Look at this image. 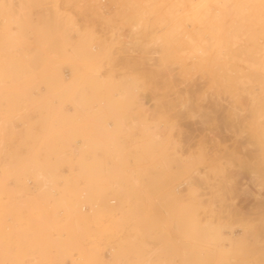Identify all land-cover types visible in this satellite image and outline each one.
Instances as JSON below:
<instances>
[{"label": "rangeland", "instance_id": "1", "mask_svg": "<svg viewBox=\"0 0 264 264\" xmlns=\"http://www.w3.org/2000/svg\"><path fill=\"white\" fill-rule=\"evenodd\" d=\"M212 4L0 0V264H264V7L232 0L220 35L200 33ZM132 27L140 42L123 51ZM200 39L230 42L242 69L191 66ZM34 118L24 157L10 155L7 133ZM140 123L157 147L140 145ZM84 205L98 214L75 226Z\"/></svg>", "mask_w": 264, "mask_h": 264}, {"label": "bare ground", "instance_id": "2", "mask_svg": "<svg viewBox=\"0 0 264 264\" xmlns=\"http://www.w3.org/2000/svg\"><path fill=\"white\" fill-rule=\"evenodd\" d=\"M231 1L232 0H213V6L211 7V8H209L204 14H203V16H202V18L200 19L201 20V23H202V26H201V28L199 29V31H200V33H204V32H202V31H207V33H209V34H211V33H217L218 31H219V27H220V25H219V20H220V17H221V14L223 13V12H225L226 11V9L228 8V6L231 4ZM242 2L244 3V6H243V9H245L246 7H245V5H246V2H250V3H255L256 4V7H257V9L259 10V8H260V10L259 11H262V7H264L263 5H264V0H242ZM261 4H262V7H261ZM226 12H228V11H226ZM203 27V28H202ZM195 28V27H194ZM197 28V27H196ZM195 28V29H196ZM137 28H135V27H132L131 28V34H130V37L132 38V36L131 35H133V32H134V30H136ZM187 29V28H186ZM186 29H184V31H183V33L184 32H187L189 29L191 30V28L188 26V30H186ZM201 29H203V30H201ZM196 30H198V29H196ZM193 31V35L195 34L194 32H197V31ZM122 31V30H121ZM121 33V32H120ZM188 33V32H187ZM190 33V32H189ZM188 33V34H189ZM182 34V33H181ZM184 34H186V33H184ZM188 34H186L185 36L187 37V39L185 38V40H187L188 41V39H191L192 40V42L194 41L193 39H192V35L191 36H187ZM190 34H192V32L190 33ZM217 34H219V33H217ZM214 35V34H213ZM216 35V34H215ZM214 35V36H215ZM220 35V34H219ZM184 36V37H185ZM196 36V34L193 36V37H195ZM208 36H210V35H208ZM130 37H123V36H120V35H118V37L117 38H119V41H121V49H123V51H127V52H133L134 51V46H136L137 44L136 43H139L140 41H136L135 40V38H132V39H134L135 41H133ZM189 37H191V38H189ZM212 38V37H211ZM167 39V40H166ZM201 39H203V38H201ZM200 39V40H201ZM213 39V38H212ZM190 40V41H191ZM211 40V39H210ZM215 40V39H214ZM189 41V42H190ZM217 41H219V40H217ZM217 41H216V46L214 45V47L213 48H210V45H211V43H210V41H205V42H203V40H201L200 42L198 41V42H196V44L193 46V48L191 49V51H192V53L191 52H188V54H189V57H188V55H187V53H186V55H187V62L189 63V64H191V66H199V67H201V68H203L204 70H206V72H209V70L210 69H213L212 71L210 70V72H211V75H214L215 76V74L217 75L218 73L217 72H219L220 74H218V76H220L221 75V71H222V75L221 76H223V77H231V76H233L234 74H236L237 72H239L242 68L237 64V63H234L233 62V58L231 57V53L233 52V49L231 48L232 47V44L230 43V42H225L224 40H223V42H218L217 43ZM221 41V40H220ZM136 42V43H135ZM185 42V41H184ZM209 42V43H208ZM118 43V42H117ZM186 43V42H185ZM169 44V42H168V38L166 37L165 38V36H161V37H157V38H155V40L152 42V46L153 47H155V49L151 52V55H152V57H154V58H157L158 57V55L160 54V52H162V48H163V46L164 45H168ZM215 44V43H214ZM209 45V46H208ZM213 45V44H212ZM188 46H192L191 45V43L190 44H188ZM212 47V46H211ZM216 47V48H215ZM187 48V47H186ZM188 49V48H187ZM189 49H190V47H189ZM185 51H187V50H185ZM189 51V50H188ZM93 58V57H92ZM147 59V58H146ZM149 60H152L153 58H151V57H149L148 58ZM161 59V58H160ZM142 61V60H141ZM148 61V60H147ZM259 69L260 70H262L263 72H264V64H262V65H259ZM208 70V71H207ZM216 70V71H215ZM210 72H209V74H210ZM58 73V71L55 73V74H57ZM54 74V75H55ZM61 76V75H60ZM55 77V76H54ZM59 76H58V74H57V78H58ZM73 77V76H72ZM56 78V77H55ZM98 78V77H97ZM58 79H60V78H58ZM62 79V78H61ZM61 79H60V82H61V84H62V81H61ZM74 80V79H73ZM93 81V80H92ZM68 83V82H67ZM76 83V81L73 83V84H70V86H73L74 84ZM92 83V82H91ZM93 85L92 86H94V83H92ZM102 84V83H101ZM63 85V84H62ZM61 85V87L63 88V86L65 85H63L62 86ZM69 86V85H68ZM100 87V86H99ZM72 88V87H71ZM60 89V88H59ZM68 89V88H67ZM69 89H70V87H69ZM132 89H130L127 93H126V95L124 94V95H120V98L122 99L123 98V100H127V99H129L131 96H129L130 95V91H131ZM61 91H63V89L61 90ZM65 91V90H64ZM201 91V89L199 88V87H195L194 88V90H191V88L189 89V88H184V95H182V93H181V95L184 97V99H185V101L188 99V94L189 93H195V95L197 96V94L199 93ZM133 93V92H132ZM200 94V93H199ZM132 95V94H131ZM196 96L194 97V99L196 98ZM119 97V96H118ZM204 97V96H203ZM183 99V100H184ZM203 99V98H202ZM114 100V99H113ZM177 101V102H179V104L181 103V102H184L185 103V101ZM189 100V99H188ZM197 99H195V101H196ZM204 100V99H203ZM202 100V101H203ZM57 101V100H56ZM61 101V100H60ZM190 101V100H189ZM189 101H186V102H189ZM195 101H194V103H195ZM217 100L216 99H212V103H211V101H210V104L209 105H211V107H210V109L212 108L213 110H215V108H216V106H217V102H216ZM197 102H199L198 100H197ZM196 102V103H197ZM184 103H182V106H180L181 108L180 109H183V107L184 106H186V105H184ZM192 104V105H194L195 106V109H196V103L195 104ZM258 103V101L255 99V98H252L251 99V104L254 106V105H256ZM186 104V103H185ZM189 104H190V102H189ZM56 105V104H55ZM194 106H193V108H194ZM187 107H188V105H187ZM187 107H185V108H187ZM200 107L201 108H204L203 109V111L204 110H206V112H207V110H209V106L208 107H206V108H208V109H205V107H203V106H201L200 105ZM200 107H199V109H200ZM198 109V104H197V109L196 110H199ZM184 110H186V109H184ZM196 110H194L195 112H197ZM200 110H202V109H200ZM211 111V110H209V111H211L209 114H211L212 112L213 113H215L214 111ZM107 111H109V110H107ZM202 111V112H203ZM53 112V111H52ZM186 112V111H185ZM200 112V111H199ZM199 112H197V113H199ZM186 113H190L189 112V109H187V112ZM196 113V114H197ZM201 113V112H200ZM205 113V112H204ZM203 113V114H204ZM207 113V114H208ZM212 113V114H213ZM196 114H193V116L194 117H197V116H199L198 114H197V116H195ZM202 114V115H203ZM207 114H205V115H207ZM183 116H184V114H182ZM190 115H192V112H191V114ZM205 115H203V116H205ZM189 116V115H188ZM193 116H191V117H193ZM193 117V118H194ZM200 117V116H199ZM207 117V116H206ZM56 118V117H55ZM190 118V117H189ZM198 118V117H197ZM201 118V117H200ZM203 118V117H202ZM202 118L199 120V121H201V123L200 124H203L202 122ZM134 121H137V119H134ZM144 123V122H143ZM205 123V122H204ZM122 124V123H121ZM126 124V123H125ZM123 125V124H122ZM127 127H130V126H125V128H126V130H128L127 129ZM131 127H132V125H131ZM130 127V128H131ZM133 128H134V126H133ZM124 130V129H123ZM138 130H139V133L141 134V137H145L147 134L149 135V140H147V142L145 141H143L142 140V144H140V145H142L143 147H145V148H152V147H157V145H158V142H159V139L161 138V136L156 132V131H150L149 129H148V127L147 126H145V125H143L142 123H140L139 124V128H138ZM124 132H126V131H124ZM128 133V132H127ZM133 134V133H132ZM144 148V149H145ZM149 154V153H148ZM117 156V155H116ZM122 156V155H121ZM123 160V159H122ZM121 160V161H122ZM143 161V160H142ZM158 163V162H157ZM158 165H159V163H158ZM157 165V166H158ZM89 167H90V164L88 165ZM154 166H156V165H154ZM153 166V167H154ZM84 167V166H83ZM152 167V168H153ZM86 168V167H85ZM91 168V167H90ZM156 168V167H155ZM82 169V168H81ZM84 169V168H83ZM87 169V168H86ZM148 169V168H147ZM90 170V169H89ZM155 170V169H154ZM156 170H158V172H160V171H163V167H159V169H156ZM38 171V170H37ZM92 171V170H91ZM36 172V171H35ZM154 172H156V174H160V173H158L157 171H154ZM82 173V172H81ZM108 173H110V171L108 172ZM92 174V173H91ZM34 175V174H33ZM44 173H43V176H42V174L41 173H36V177H37V180H38V182L40 181V183H38L39 184V186H40V188H38L37 189V191L39 190V189H41V193L43 192V191H46L47 190V188H48V186H50L51 187V185L50 184H48V181L49 180H47V178L46 179H43V177H44ZM49 176V175H48ZM82 179V178H81ZM91 179V178H90ZM37 180H36V182H37ZM42 181V182H41ZM37 185V184H36ZM16 186V185H15ZM19 187V186H18ZM38 187V186H37ZM180 187V185H177L175 188L176 189H178ZM259 188V187H258ZM20 189V188H19ZM115 189V188H114ZM176 189H174L173 190V192H171L169 195H171V196H173V197H175L176 198ZM258 191H259V189H258ZM38 192H36V195L34 194V197H36V198H38V195L39 194H37ZM126 193V192H125ZM120 194V193H119ZM124 194V193H123ZM122 195V194H121ZM125 195V194H124ZM33 197V198H34ZM125 197L127 198V196L125 195ZM28 199V198H27ZM32 199V198H31ZM30 199V197H29V200H31ZM34 200V199H33ZM32 201V200H31ZM101 202H103V201H101ZM36 204V203H35ZM103 204H104V202H103ZM106 204V203H105ZM121 204V203H120ZM105 206L106 205H104V208H105ZM69 207V206H68ZM95 208V207H94ZM101 209V208H100ZM71 211H72V209H71ZM104 211H106V210H104ZM71 213H74V215H72L73 216V221L75 222V226L77 225V226H80V225H87V223L89 222V221H91V220H93V219H95L96 218V216H97V214H98V211L97 212H95V214L94 215H91L92 213H90L89 215L88 214H85V213H83V214H81L79 211H78V209L77 208H75L74 207V211L73 212H70V214ZM101 215V214H100ZM98 220V219H97ZM73 222V223H74ZM96 222V221H95ZM209 245H203L202 244V247H208ZM219 248H223V247H219ZM206 249H209V248H206ZM264 258V257H263Z\"/></svg>", "mask_w": 264, "mask_h": 264}, {"label": "crops", "instance_id": "3", "mask_svg": "<svg viewBox=\"0 0 264 264\" xmlns=\"http://www.w3.org/2000/svg\"><path fill=\"white\" fill-rule=\"evenodd\" d=\"M34 119H30L27 122L26 126H23L22 123L15 124L14 130L7 133V141H6V152L10 153L12 156L23 158L27 147L30 144V140L26 137L25 133L27 132V128H34L35 132H38L37 126L33 124ZM26 128V129H25Z\"/></svg>", "mask_w": 264, "mask_h": 264}, {"label": "built area", "instance_id": "4", "mask_svg": "<svg viewBox=\"0 0 264 264\" xmlns=\"http://www.w3.org/2000/svg\"><path fill=\"white\" fill-rule=\"evenodd\" d=\"M27 185L29 187H33V183L30 180L27 181ZM93 209H94L93 207L90 208L89 206L84 205L81 207V212L88 213L91 212Z\"/></svg>", "mask_w": 264, "mask_h": 264}]
</instances>
